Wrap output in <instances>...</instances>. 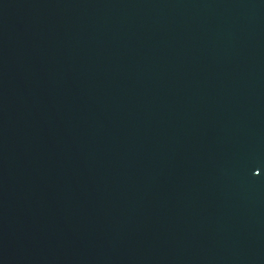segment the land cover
<instances>
[{
	"label": "water",
	"instance_id": "95a60500",
	"mask_svg": "<svg viewBox=\"0 0 264 264\" xmlns=\"http://www.w3.org/2000/svg\"><path fill=\"white\" fill-rule=\"evenodd\" d=\"M0 264H264V0H0Z\"/></svg>",
	"mask_w": 264,
	"mask_h": 264
}]
</instances>
